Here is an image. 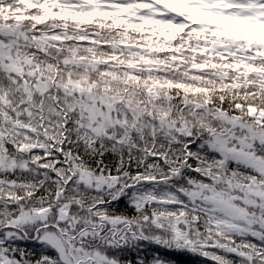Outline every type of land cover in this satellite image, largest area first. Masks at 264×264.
<instances>
[{"label":"snow or ice","instance_id":"obj_1","mask_svg":"<svg viewBox=\"0 0 264 264\" xmlns=\"http://www.w3.org/2000/svg\"><path fill=\"white\" fill-rule=\"evenodd\" d=\"M264 264V0H0V264Z\"/></svg>","mask_w":264,"mask_h":264},{"label":"trees","instance_id":"obj_2","mask_svg":"<svg viewBox=\"0 0 264 264\" xmlns=\"http://www.w3.org/2000/svg\"><path fill=\"white\" fill-rule=\"evenodd\" d=\"M175 261L176 264H190V261L192 260V258L190 256H173L172 257Z\"/></svg>","mask_w":264,"mask_h":264}]
</instances>
